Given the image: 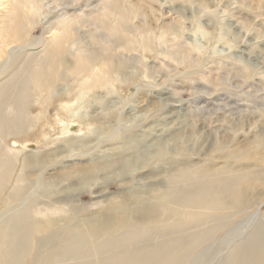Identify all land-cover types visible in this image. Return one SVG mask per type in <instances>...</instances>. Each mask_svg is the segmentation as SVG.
I'll list each match as a JSON object with an SVG mask.
<instances>
[{"label": "rangeland", "instance_id": "rangeland-1", "mask_svg": "<svg viewBox=\"0 0 264 264\" xmlns=\"http://www.w3.org/2000/svg\"><path fill=\"white\" fill-rule=\"evenodd\" d=\"M36 1L37 13L30 0L20 9L14 8V0H0V89L26 77L32 88L19 117L22 127L0 134V161L12 165L0 190V229L24 209L9 202L23 188L21 177L29 179L24 185L28 196L43 198L52 192L43 187L45 179L57 182L67 174L66 167L74 168L93 156L117 154L136 139L144 147L151 145L152 152L144 155L137 171L126 170V178H136L142 170L162 167L154 164V154L168 139V148L188 149L192 162L228 166L258 180L246 194L252 208L232 217L189 262L223 264L233 247L264 222V186L259 184L264 181V0ZM115 4L127 15L133 42L112 36L121 13ZM106 9L108 29L100 20ZM20 20L26 39L8 40ZM65 33L71 42L62 52L57 47ZM86 53L94 54L99 63L108 58L115 67L108 94L100 87H83L74 73L77 59ZM61 60L69 66L60 69L67 82L50 93L41 92L40 75L50 73ZM69 121L71 130L65 132L59 126ZM161 135L166 138L163 143L153 142ZM176 136L180 142L174 140ZM69 143L67 151L53 153ZM77 151L90 154L66 162ZM231 153L240 159L230 158ZM30 169L36 171L33 177ZM123 178L100 177L56 197L73 199L63 204L67 210L93 214L103 210L107 200L124 198L128 187ZM165 179L162 174L157 182ZM64 217L62 225L67 226L69 217ZM43 236V232L31 236L26 264L36 260Z\"/></svg>", "mask_w": 264, "mask_h": 264}, {"label": "bare ground", "instance_id": "bare-ground-1", "mask_svg": "<svg viewBox=\"0 0 264 264\" xmlns=\"http://www.w3.org/2000/svg\"><path fill=\"white\" fill-rule=\"evenodd\" d=\"M30 1L33 11L37 13V1ZM28 2L29 0H14V8H23ZM114 8L121 13L112 27V36L122 41H132L126 13L117 4ZM108 15L106 9L100 17L105 29H108ZM20 21L17 31L6 36L8 40L26 39L23 20ZM56 36L54 33L55 40ZM6 38H3L5 45ZM70 42V36L65 33L57 48L64 52ZM54 51L52 49L53 53ZM110 62L105 58V63H99L94 54H82L74 66V73L78 78L81 77L83 87H100L106 89L108 94V81L116 72ZM40 65L44 67L46 62L41 60ZM61 68H69L64 60L52 68L54 72H42L37 84L41 92L50 93L67 82L66 74L60 72ZM31 90L30 79L27 77L7 89H0V134L22 127L19 117L24 113ZM4 96L6 97L3 99ZM8 108H12V112L8 113ZM71 125V121L62 122L59 127L69 132ZM172 136L171 133L169 139ZM176 137L174 140L180 142L181 138ZM165 139V135H161L155 137L153 142L163 143ZM168 141L167 139L159 147L158 154H154L157 158L154 164L162 167L149 172L142 170L136 178H126V170L131 168L137 171L136 166L143 163L144 155L152 153L151 145L144 147L136 139L123 145L117 154L108 157L93 156L74 168L66 167L67 174L59 176L57 182L52 177L45 179L43 187L52 192L43 198L28 196L24 185H29V179L21 177L23 188L17 189L9 202L15 203L14 207L23 205L24 209L17 211L0 229V264H26L25 256L32 245L31 236L40 232L44 236L38 256L28 264H189L195 252L210 242L232 217L252 208L246 194L258 180L249 173L237 172L228 166L216 167L209 163L192 162V154L188 149L184 150L181 146L168 148ZM68 147L70 143L62 149L59 147L53 150V153L58 155L59 151H67ZM70 154L66 162L85 158L90 153L77 151ZM229 157L240 159L233 153ZM33 164L37 162L34 161ZM11 166V163L0 161V190L6 185L4 173ZM30 170L33 177L36 171ZM112 174L124 177L121 179L122 184L128 188L123 193L122 200H107L101 211L87 214L72 207L67 210L63 204L70 203L73 199L56 197L58 193ZM162 174L166 179L157 182ZM46 182H50L51 186H47ZM137 183L142 186H134ZM259 184L264 186V181ZM41 205L45 208L42 209ZM64 216L69 217L67 226L62 225ZM223 261V264H264V222L244 242L235 245ZM200 262L199 260L198 263Z\"/></svg>", "mask_w": 264, "mask_h": 264}]
</instances>
